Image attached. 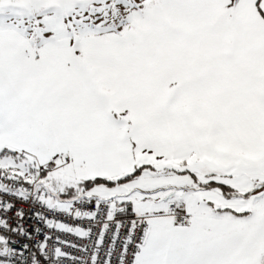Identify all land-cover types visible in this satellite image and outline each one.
Returning a JSON list of instances; mask_svg holds the SVG:
<instances>
[{
    "label": "snow or ice",
    "instance_id": "obj_1",
    "mask_svg": "<svg viewBox=\"0 0 264 264\" xmlns=\"http://www.w3.org/2000/svg\"><path fill=\"white\" fill-rule=\"evenodd\" d=\"M0 264H264V0H0Z\"/></svg>",
    "mask_w": 264,
    "mask_h": 264
},
{
    "label": "built area",
    "instance_id": "obj_2",
    "mask_svg": "<svg viewBox=\"0 0 264 264\" xmlns=\"http://www.w3.org/2000/svg\"><path fill=\"white\" fill-rule=\"evenodd\" d=\"M22 207H25V208H27V205H22Z\"/></svg>",
    "mask_w": 264,
    "mask_h": 264
}]
</instances>
